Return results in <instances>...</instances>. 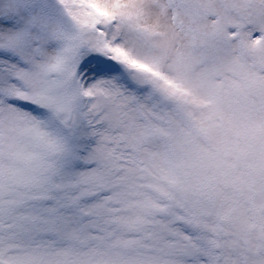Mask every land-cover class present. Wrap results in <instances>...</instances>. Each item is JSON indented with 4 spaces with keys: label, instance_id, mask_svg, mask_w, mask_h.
I'll use <instances>...</instances> for the list:
<instances>
[{
    "label": "rangeland",
    "instance_id": "obj_1",
    "mask_svg": "<svg viewBox=\"0 0 264 264\" xmlns=\"http://www.w3.org/2000/svg\"><path fill=\"white\" fill-rule=\"evenodd\" d=\"M192 7L0 0V264H264V0H211L225 35ZM96 75L119 107L90 102ZM180 121L189 139L212 124L211 143L166 158Z\"/></svg>",
    "mask_w": 264,
    "mask_h": 264
},
{
    "label": "bare ground",
    "instance_id": "obj_2",
    "mask_svg": "<svg viewBox=\"0 0 264 264\" xmlns=\"http://www.w3.org/2000/svg\"><path fill=\"white\" fill-rule=\"evenodd\" d=\"M192 1H193L192 10L194 9L196 11L198 9H201L203 11V13L206 12V15L208 17H212V18L216 19L215 22H207V24L209 26H211L210 27L211 30L214 27L219 28L220 26H222V30L224 32L223 35H225L226 33H225V30H224V27H223V22H224L223 21V16L226 14L227 10L225 8H223V9H219L218 8L219 13L215 14L214 11L210 10L211 9V7H210L211 6V0H192ZM147 11H148L147 14L149 15L147 17L148 18L147 20L152 24L151 30H152V33L155 36L157 35V37L160 38L163 35L169 34L170 32H172L171 30L167 31V29L166 30L164 29V25H163L164 22L162 23V20H160V17L158 16V13L155 12L156 11L155 8H153V9L150 8ZM192 16H193V14H192ZM177 22H178V24H180V23L183 22V19L182 18H177ZM129 31H131L130 26L128 28V32ZM126 37H127V35L124 36V38H126ZM124 45L131 46V47L134 46V43L131 40V37H129V39L127 41H124ZM160 56H161V54H160ZM95 77L98 80L94 79V80L90 81L89 82L90 86H89V84H86V90L85 91H86V95L88 96L90 102L94 106H97L98 111L100 110V108H105L109 104H112V106H118L119 107L120 105L115 101L114 97H115L116 93L118 92L117 90H121L122 91V89H119V86L121 87L122 85H120V84L117 85L114 82V79H116L115 76L114 75H109V76L96 75ZM108 77H112L113 81H109ZM118 94H119V92H118ZM113 100L115 102H113ZM108 101L109 102L111 101V103H109ZM123 104H124V102H123ZM214 106L212 104H207V103H204V102L196 103L195 108L198 109V111L196 112V115L198 117H202V118L206 117L207 118L209 115H211V111H213ZM144 116H147V115L145 114ZM233 118L234 117H228L226 120L232 121ZM247 121H249V120H247ZM165 122H166V124L168 126L167 128H169L170 125H171L170 120H165ZM189 125H190L189 123H184V122H181V121L180 122H176L174 124V126H175V128L177 130H175L173 133L171 131H169V129L166 128L165 133L168 134L170 136V138H171V145L168 148L165 147L166 148V152H167L166 156L168 154H170V151H171V149H173V147H175L178 150H180L179 149L180 145L185 146L190 139H193V141L191 142V144H194L193 147H195V144H197L198 141L199 142L205 141V142L211 143L210 136L212 135V132H211L210 128H212V126H213L212 124L208 126L207 131L202 132L198 137L195 136V137H192L190 139L187 136H184V134L188 131ZM243 127L245 129V128L248 127V125L245 123V124H243ZM177 134L179 136H175ZM172 137H174L175 139L173 140ZM169 141H170V139H169ZM188 156H189V154H187L185 152H182V159L178 163V164H180L178 166H180L182 168H185L187 166L185 161L187 160ZM166 158H170V155L167 156ZM134 192H136V191H134ZM135 194L136 195L134 197V200H135V202L138 201L140 203V206L143 205L146 202V200L148 199V195L144 191V189H138L137 193H135ZM196 251L200 252L199 248ZM198 252H195V253H198ZM194 258L195 259L190 264H201L200 261H199L198 256H196Z\"/></svg>",
    "mask_w": 264,
    "mask_h": 264
}]
</instances>
